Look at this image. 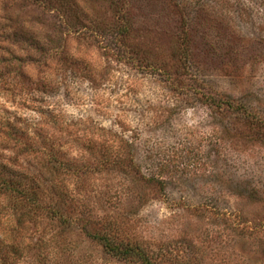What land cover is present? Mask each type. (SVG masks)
<instances>
[{
	"label": "rangeland",
	"instance_id": "374dc122",
	"mask_svg": "<svg viewBox=\"0 0 264 264\" xmlns=\"http://www.w3.org/2000/svg\"><path fill=\"white\" fill-rule=\"evenodd\" d=\"M1 164L0 264H264V0H0Z\"/></svg>",
	"mask_w": 264,
	"mask_h": 264
},
{
	"label": "trees",
	"instance_id": "16d2710c",
	"mask_svg": "<svg viewBox=\"0 0 264 264\" xmlns=\"http://www.w3.org/2000/svg\"><path fill=\"white\" fill-rule=\"evenodd\" d=\"M0 169L5 170L6 166L0 165ZM4 174H1L0 170V197H7V198H14L15 196L18 197V205H24V208L26 209L23 214H19V217L23 218H29V219H35L40 217L39 213L44 210L41 207V204L36 196V191L34 188L38 186V184L35 182L34 179H36L34 176H32L30 179H28L25 176L23 177V181L20 180V176L18 175V179H16V175L14 173L7 175L6 171L3 172ZM53 173L51 174V176ZM30 180V186H27L26 183H24L25 179ZM17 199V198H16ZM28 200V201H26ZM26 204V205H25ZM18 206V208L20 207ZM16 211V210H14ZM49 211V212H48ZM51 217L59 216V219L62 220L63 215L61 214L60 209L56 205H51L48 207L45 211ZM6 217L12 218L14 216V213L11 214L5 213ZM48 216V215H47ZM2 220L0 219V227L2 226ZM6 225L10 227V223L6 222ZM110 235V234H109ZM104 233H98L94 240H96L98 243H100L105 250H108L110 252H114L116 256H119L120 258L132 260L137 259L139 262H142L144 264H155L154 261L149 259V256L146 255L145 251H140L137 247H131V246H125L123 244L117 243L111 235L109 236ZM6 242L2 241V244H5Z\"/></svg>",
	"mask_w": 264,
	"mask_h": 264
}]
</instances>
